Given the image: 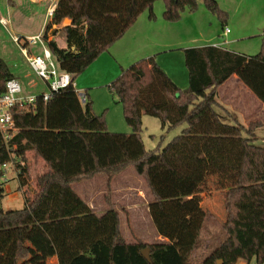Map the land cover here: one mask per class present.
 I'll return each mask as SVG.
<instances>
[{"label":"trees","instance_id":"trees-1","mask_svg":"<svg viewBox=\"0 0 264 264\" xmlns=\"http://www.w3.org/2000/svg\"><path fill=\"white\" fill-rule=\"evenodd\" d=\"M156 1L163 2L162 19L167 23L197 9L196 0H57L42 38L58 70L70 74L74 82L142 13L147 11L153 19ZM202 3L223 27L227 14L217 2ZM64 20L68 24L60 30L65 46L60 47L55 37ZM262 41L253 56L211 45L185 49V90L153 57L123 70L108 90L121 105L130 134L107 131L104 115H95L91 101L82 103L71 85L51 93L45 102L39 94L26 109H11L15 133L3 141L0 132V264H18L29 256L33 264H43L53 256L57 264H194L200 232L212 216L194 196L196 182L176 180L168 167L158 166L162 153L144 149L141 117L157 118L162 129L187 124L176 140L190 134L191 121L205 110L225 127L215 110L216 95L232 76L264 107V34ZM10 79L14 76L0 58V94ZM262 126L259 121L247 127L226 126L235 132L240 150L235 183L224 197L226 237L200 264H264V148L253 144L255 131ZM27 152L32 161L43 162L45 172L35 179L36 193L24 201L22 209L4 211L2 167L13 163L18 187L26 186L30 176ZM128 168L143 179L152 200L148 209L155 232L165 242L128 243L109 197L106 211L96 215L72 189L77 182L99 174L112 179ZM25 243L37 247L40 255ZM143 249L148 250L149 261L141 255Z\"/></svg>","mask_w":264,"mask_h":264},{"label":"rangeland","instance_id":"rangeland-1","mask_svg":"<svg viewBox=\"0 0 264 264\" xmlns=\"http://www.w3.org/2000/svg\"><path fill=\"white\" fill-rule=\"evenodd\" d=\"M16 1L17 6L8 7L5 0H0L1 14L9 20V25H6L5 29L0 26V58L5 61L11 73L20 71L22 78L18 80V83L23 97L47 94L48 86L26 67L20 47L12 41V35L22 38L20 46L24 38L38 35L48 18V3L31 5L25 0ZM196 1V11L193 13L185 11L181 14L180 20L175 22L178 34L186 37L187 40L195 41L188 42L190 48H195L208 37L220 33L222 27L216 16L205 8L202 0ZM215 1L227 14L223 27L229 28L240 37H247L237 43L240 47L239 51L252 56L259 53L264 34V0H246L238 10L234 6L237 0ZM4 9H8L7 13ZM163 10L162 1H156L153 4V15L159 16ZM147 15L149 14L146 11L140 16ZM65 23L62 22L59 28L68 24V22ZM167 37L170 36L167 35ZM49 39H52L50 35H48ZM55 39L57 43L64 42V33L60 30ZM29 50L34 55H41L39 45H34ZM109 84L95 89L94 94L96 93L97 100L96 103L91 100L92 111L95 115H104L107 131L130 134L131 130L123 119L121 105L108 90ZM186 88L187 85L180 90ZM229 92L235 95L222 102L228 105L225 108L226 111L223 112L219 106L215 108L225 127L215 123L211 119L210 112L205 110L192 121L194 129L191 133L187 137L183 136L176 140L182 131L188 128L187 124L172 129H162L157 118L147 115L141 117L140 138L144 149L148 152L162 153L163 160L158 163V166L168 167L176 180L188 179L196 182L198 188L194 196L203 210L212 216L206 219L200 232L199 244L192 256L194 264H200L226 237L222 230V223L225 220L224 197L226 191L235 183L240 155L235 132L226 126L247 127L248 123L257 119L263 126L255 131L256 140L253 144L264 148V110L257 108L249 94L244 96L241 93L240 95V91L234 89L232 81L224 87L221 95L229 96ZM216 102L219 105L218 98ZM231 117H234L237 122L235 123ZM209 120H212L213 125H210ZM242 137L247 136L242 133ZM27 163L30 176L26 186L17 187L14 169L9 165L6 166V172L1 178V182L3 179L7 181L5 185L9 186L12 193L18 192L15 195L19 196L22 203L18 205L19 207L23 206L26 199L29 200L34 196L35 179L45 172V165H42L41 161H32L30 152H27ZM72 189L96 215H102L106 211V197H109L119 213L121 235L128 243L142 239L147 242L145 244H155L157 234L148 209L152 202L151 196L143 179L135 174L133 168L126 169L112 179H108L104 174L96 175L90 180L73 184ZM242 263L240 261L238 264Z\"/></svg>","mask_w":264,"mask_h":264},{"label":"crops","instance_id":"crops-1","mask_svg":"<svg viewBox=\"0 0 264 264\" xmlns=\"http://www.w3.org/2000/svg\"><path fill=\"white\" fill-rule=\"evenodd\" d=\"M25 1L31 5H38L41 4L42 2H46L48 3V7H47V11H48L50 8L54 9L57 0H25ZM245 1L246 0H237L235 1L234 6L238 10L242 6V4H244ZM5 3L6 5H8V7L17 6L16 0H5ZM4 11L7 13L8 9H4ZM0 18H4L1 14V11H0ZM49 20L50 17L46 19V23ZM64 22L67 23L68 21L64 20L63 23ZM8 25H9V20H8ZM0 26L2 25L0 24ZM2 27L5 29V26ZM225 29L228 30L227 34H224ZM42 30H44V28H41L39 33ZM176 30H177V26H175V23L174 24L166 23L165 21H163L162 13L159 16L154 15L153 19H151L149 15L145 17L139 16V18L134 23V25H132L128 29V31L124 34V36L120 40L115 42L106 52L99 55L98 58L75 79L74 81L75 90L77 91L78 94H83L87 100L89 101L92 100L96 103L97 95L96 93L94 94L95 89H98V87L102 88L101 86L109 84L123 70L128 69L135 62L151 57L154 58L156 64L166 73V75L178 87L184 89L187 85V73L183 64V51L191 47L190 45H188L189 44L188 42H195V41L194 40L190 41L189 39L188 41L186 37L184 38L181 34H178ZM167 35H169L170 37H167ZM246 38L247 37H240L239 34L233 33L232 30H230L227 27H221L220 33L208 37L207 39L202 41L200 45H196V47H202L208 45L218 46L237 54L246 55L242 53V51H239L240 47L237 46L238 42ZM195 40L198 41L200 39H195ZM57 44L60 47L65 46L64 42H60ZM29 51L30 53H32L31 50ZM246 56H252V55H246ZM22 57L24 59V63L26 67L30 71H32L23 55ZM14 67L18 68V66H14ZM18 72L19 73H16L15 71H12V73L10 72L14 76V79L17 81L20 78H22V76L20 75V71ZM231 81L234 86V89L240 91V95L241 93L244 94V96H247L249 94L254 100L255 105H257V108L264 110L263 105L257 100H255V97L251 94V92L247 88L243 86L240 80L236 76H232L217 90L216 98H218L219 101L218 106L222 108L221 109L222 111L225 110V108H227L228 106L227 104L222 102L227 98L229 99L233 98L232 95H235V94H231L230 92L228 93L229 96L227 94L221 95V92H223L224 87ZM192 121L190 123L191 131L192 129H194L192 128ZM211 121L212 120H209V123L210 125H213L211 124ZM256 121L258 120L255 119L252 122H256ZM42 165H44L43 162ZM5 184H3L5 198L1 203L2 209L4 211H15L22 209L24 204L23 206L21 205L19 207L18 205L22 203L19 200L20 199L19 196L15 195L18 194V192L13 191L12 193L9 186ZM17 187H18V183H17ZM13 200L16 201L13 202ZM139 240L142 241L143 243H147L142 239ZM165 241H166L165 239L159 237L158 235L155 237V243H159V242L162 243ZM25 246L27 248H30L35 255H40V250L37 247L32 246L30 243H25ZM30 259L31 256H29L28 259L19 262L18 264H33L29 262ZM43 264H57L55 256L47 258L46 260L43 261Z\"/></svg>","mask_w":264,"mask_h":264},{"label":"built area","instance_id":"built-area-1","mask_svg":"<svg viewBox=\"0 0 264 264\" xmlns=\"http://www.w3.org/2000/svg\"><path fill=\"white\" fill-rule=\"evenodd\" d=\"M52 11L53 9L51 8L47 11L48 17H51ZM0 24L6 26L8 25V20L0 18ZM227 33L228 30L225 29L224 34ZM42 35L43 30L36 36L24 38L21 46L19 45L20 40L22 39L21 37L12 36V41L20 47V52L24 56L34 75L48 86L49 92L47 94L42 93V100L45 102L50 98L51 93L57 92L70 85L74 87V82H72V76L70 74L58 70L51 53L46 47ZM34 45H39L41 47V55L30 53L28 49ZM79 97L81 102L84 103L86 99L84 95L79 94ZM36 99L37 95L23 97L21 87L17 80L10 79L6 81L5 91L0 94V132L3 141L8 140L15 133L14 123L11 117V109L15 107L26 109V106L33 104ZM7 165L11 166L12 169L14 168L13 163ZM7 165L2 167L4 174ZM21 165H23V163H21ZM5 183L6 180L3 179L2 184Z\"/></svg>","mask_w":264,"mask_h":264},{"label":"water","instance_id":"water-1","mask_svg":"<svg viewBox=\"0 0 264 264\" xmlns=\"http://www.w3.org/2000/svg\"><path fill=\"white\" fill-rule=\"evenodd\" d=\"M173 1H177V0H173ZM141 255L147 260L149 261V257H148V250L147 249H143L141 250Z\"/></svg>","mask_w":264,"mask_h":264},{"label":"bare ground","instance_id":"bare-ground-1","mask_svg":"<svg viewBox=\"0 0 264 264\" xmlns=\"http://www.w3.org/2000/svg\"><path fill=\"white\" fill-rule=\"evenodd\" d=\"M52 7V6H51Z\"/></svg>","mask_w":264,"mask_h":264}]
</instances>
